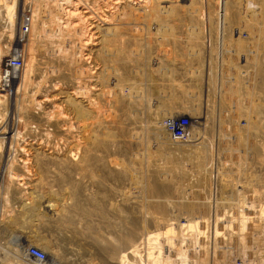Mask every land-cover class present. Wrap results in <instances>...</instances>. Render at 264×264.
Returning a JSON list of instances; mask_svg holds the SVG:
<instances>
[{
    "label": "rangeland",
    "instance_id": "1",
    "mask_svg": "<svg viewBox=\"0 0 264 264\" xmlns=\"http://www.w3.org/2000/svg\"><path fill=\"white\" fill-rule=\"evenodd\" d=\"M55 1L0 0V76L31 19L13 96L0 79V264H264V211L239 222L264 206V0H87L108 21L64 37ZM177 114L187 141L160 125Z\"/></svg>",
    "mask_w": 264,
    "mask_h": 264
},
{
    "label": "bare ground",
    "instance_id": "2",
    "mask_svg": "<svg viewBox=\"0 0 264 264\" xmlns=\"http://www.w3.org/2000/svg\"><path fill=\"white\" fill-rule=\"evenodd\" d=\"M61 1L62 2H60V0H56L52 4V6L57 7V11L53 10L54 14H52V21H51L54 24V27L51 28V31H52L54 37H64L65 33L74 32L75 30L79 29V27L83 26L85 23H88V22L91 25L92 24L96 25V23L101 24L102 22H106L109 19L108 16L106 15V13H104L103 11L97 12V10H99V9H97V10L94 9L96 12H94V11L92 12L91 9L93 10V7L91 6V2H87V0L86 1L85 0H61ZM100 1H102V3H104V6H110V7L112 6L113 8L114 7H119L120 5L126 4V3L131 4L133 2V0H100ZM93 5L96 6V4H93ZM54 11H56V12H54ZM13 16H16V13ZM220 17L222 18V15ZM15 18L16 17H14V22H15ZM25 19H26V17L23 14L22 21H21L22 24L21 25H23ZM35 21H36L37 25H41L42 28L44 27L45 23L43 22V20L40 18L39 15H36ZM26 24L29 27L31 25V19L27 20ZM48 26L50 27L51 24L48 23ZM89 27H90L89 31H86V33L88 32V36H89V33L92 32V30H91L92 27L91 26H89ZM20 31H21V34H20L21 38L18 37V40L15 43L14 51H13L11 56L7 57L6 61L11 59V58H13L18 52L20 54H22V57H23V60H24V55H23V52H22L23 50L21 48V44H22V41L24 39L22 37V34L24 35L26 33L23 31V29H21ZM28 31H31V29H29ZM42 31L43 30H41V33H42ZM77 31H79V30H77ZM78 34H79V32H78ZM38 35H40V34H38ZM40 39H41V35H40ZM20 40H21V42H20ZM85 43L89 44V39H87L85 41ZM58 48L59 47H56V46H52L51 47L50 51L53 54V56H60L58 54V50L60 51V49H58ZM6 61H5V63H6ZM5 63H4L3 69L5 68ZM23 67H24V63H23V65L21 67H19V68L13 67L12 71H8V78H7V81H6L5 88H8V87L10 88V90L9 89L8 90L11 92L12 96L15 93V91H14L15 89L14 88H15V85L17 84V81L22 78L21 70H22ZM3 69H2L1 76H0L1 81L3 79ZM54 90L55 91H60V86L58 87L57 85H55L54 86ZM1 91L2 90H0V104L3 105L4 103L5 104H9L10 103L9 109L12 110V108H13V98H11V96L10 97L7 96V94H4L3 92L1 93ZM187 91H186V93H187ZM78 92H80V91L78 90ZM35 93L36 92L33 91V94H35ZM59 95H60V93L57 94V96H59ZM79 95H77V96L80 97ZM193 95H194V93H193ZM55 97L56 96L52 97V96H50L48 94H44V95H42L41 99H38L36 101L31 100L30 101V107L32 109H36V108H40L41 109V108H44V107H46L48 105V106H51L52 108L55 109V108H57V105L54 104V98ZM197 97H198V95H197ZM192 98H194V96ZM199 98H200V95H199ZM201 101H202V99H201ZM11 110H10V112H12ZM25 111H26V109H25ZM197 111L198 110H192L193 113H197L198 114ZM13 113H14V111H13ZM169 114H170V111H169ZM170 116H173V115H170ZM170 116H167V117H170ZM194 118L197 120L199 117H194ZM198 121L194 122L193 125L191 126L192 127L191 131H190L191 134L195 132L192 129L195 128V124L198 123ZM160 125L162 126V128L164 130H166L169 133V135H170L172 140L181 141V140L173 139L171 133L166 129V127L164 125H162L161 123H160ZM12 131H13V129L11 127H9L8 125H6V124H4L3 126H0V151H1V149H3V146L6 147L7 139H9V136H7V135L10 134V132L12 133ZM13 139H14V136H13ZM250 204H251L250 207L249 206H245V208H247L248 212L252 213L253 216H249L248 213L240 215L239 222H244L245 224H249L251 222V219H255L256 220V217L259 216L258 215L259 212H263L264 211V206H262L261 204L258 207H256L255 205H252V203H250ZM253 210H254V212H252ZM196 225H198V223H195V224L194 223H187L186 226L185 225H181L180 228L186 227V228L195 230L197 233L200 234V232L198 231ZM252 225L256 226V224H254L253 222H252ZM177 232H176V229L174 227L165 228L158 234V236L160 237L161 242L164 245H166L167 247H169L170 250H172L175 247V245H176Z\"/></svg>",
    "mask_w": 264,
    "mask_h": 264
},
{
    "label": "built area",
    "instance_id": "3",
    "mask_svg": "<svg viewBox=\"0 0 264 264\" xmlns=\"http://www.w3.org/2000/svg\"><path fill=\"white\" fill-rule=\"evenodd\" d=\"M27 20H29V18H26L22 25V29L26 34L29 32V27L26 24ZM219 57L221 59L220 55ZM23 63L24 60L22 54H20L19 52L13 58L6 61L5 68L3 69V79L1 81V88L3 90L6 91L5 85L8 78V71H12L13 67H21ZM205 112L207 113L208 110L205 109ZM161 123L171 133L173 139L181 141H187L189 139L190 131L192 128L191 126L193 125V119L188 114L173 115L165 118L163 121H161ZM26 255L28 259L34 264H40L46 259L45 251L34 246L28 247Z\"/></svg>",
    "mask_w": 264,
    "mask_h": 264
}]
</instances>
